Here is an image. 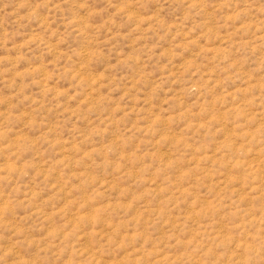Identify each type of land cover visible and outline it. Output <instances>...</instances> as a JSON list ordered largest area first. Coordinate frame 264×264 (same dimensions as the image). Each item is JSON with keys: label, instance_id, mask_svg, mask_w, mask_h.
<instances>
[{"label": "rangeland", "instance_id": "1", "mask_svg": "<svg viewBox=\"0 0 264 264\" xmlns=\"http://www.w3.org/2000/svg\"><path fill=\"white\" fill-rule=\"evenodd\" d=\"M0 264H264V0H0Z\"/></svg>", "mask_w": 264, "mask_h": 264}]
</instances>
